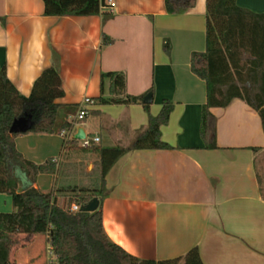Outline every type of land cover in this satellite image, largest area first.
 Masks as SVG:
<instances>
[{"label":"crops","instance_id":"1","mask_svg":"<svg viewBox=\"0 0 264 264\" xmlns=\"http://www.w3.org/2000/svg\"><path fill=\"white\" fill-rule=\"evenodd\" d=\"M114 2L111 17L45 16L42 0H0V69L22 95L55 64L64 94L56 102L58 122L71 123L69 137L99 140L100 147H129L147 125L141 104H101L100 75H125L124 94L141 95L150 88L149 113L158 114L163 99L173 104L161 139L170 148L124 152L105 176L102 226L108 238L140 259L183 256L196 246L203 264H264V134L258 113L242 99L212 107L216 148L200 136L205 81L190 70L193 51L205 50L206 0H195L182 13L166 12L164 0ZM252 12L264 13V0H236ZM103 35L111 39L103 44ZM168 40L170 49L163 47ZM105 80L102 95L111 96ZM95 104L72 124L79 103ZM72 106L68 109L67 106ZM83 136L82 138H79ZM55 133L14 137L27 160H73ZM256 148L257 150H253ZM88 162L93 167L95 155ZM82 160V159H75ZM54 176L41 173L33 184L48 192ZM22 190V182L19 184ZM11 195L0 193V212L13 211ZM9 264H47L46 234L25 236Z\"/></svg>","mask_w":264,"mask_h":264},{"label":"trees","instance_id":"2","mask_svg":"<svg viewBox=\"0 0 264 264\" xmlns=\"http://www.w3.org/2000/svg\"><path fill=\"white\" fill-rule=\"evenodd\" d=\"M45 16H86L102 14L111 17L103 0H42ZM195 0H164L171 14L192 8ZM103 44L111 39L103 35ZM170 49L169 41L163 44ZM247 54V55H246ZM243 55L247 57L243 58ZM190 70L206 84V102L201 110L200 136L205 146L216 148L215 117L212 107H225L233 98L242 99L255 110L264 134V13H255L236 0H206L205 50L190 55ZM105 80L111 81V96H103ZM101 104H141L148 120L129 147H83L78 140H63L65 150L75 155H95L93 167L86 171L82 160L48 158L43 163L25 159L15 148L14 137L25 133H55L71 128L67 121L58 122L56 99L64 91L55 64L45 68L35 79L29 95L20 94L0 69V193L11 195L14 210L0 212V264H9L11 251L22 245L25 236L46 234L56 264H203L196 246L183 256L154 260L140 259L112 242L102 226V200L106 194L105 176L114 162L126 151L166 149L161 139V126L168 122L173 104L163 99L156 115L149 113V103L141 95L124 94L125 75L109 71L100 75ZM71 109L72 106H67ZM30 116V126L23 132H10L14 119ZM257 150L256 148H252ZM75 158H78L74 156ZM41 173L54 176L48 192L33 184ZM83 179L86 184H83ZM22 182V190L19 184ZM98 198L93 212L71 211Z\"/></svg>","mask_w":264,"mask_h":264},{"label":"built area","instance_id":"3","mask_svg":"<svg viewBox=\"0 0 264 264\" xmlns=\"http://www.w3.org/2000/svg\"><path fill=\"white\" fill-rule=\"evenodd\" d=\"M114 5H115L114 2L109 1L108 5H104V8L106 10L112 11ZM94 104H95V101L93 98L88 97V96L84 97L78 105V108H77V111L74 115V120H73L72 124L77 123L78 121H81L82 119H84L85 116L88 114L90 106H92ZM70 130H71V128H69L68 130H61L59 133L63 136V139H66L67 137H69ZM98 140H99L98 137H93L92 139L84 137L83 139H79L80 145L83 147H87L92 143H96V142H98ZM79 209H80V207L78 205H76L75 203L70 205L71 211H78ZM46 255H47V258H46L47 264H56V257L52 253L50 244H49V247L46 251Z\"/></svg>","mask_w":264,"mask_h":264},{"label":"water","instance_id":"4","mask_svg":"<svg viewBox=\"0 0 264 264\" xmlns=\"http://www.w3.org/2000/svg\"><path fill=\"white\" fill-rule=\"evenodd\" d=\"M150 102H151V93H147L143 97V103H150ZM29 126H30V116L29 115L21 116L13 120L10 127V132H23L26 131L29 128ZM82 137L83 136H80L79 138ZM98 203H99L98 198L94 197L86 204L80 206L79 210L83 212H93L97 209Z\"/></svg>","mask_w":264,"mask_h":264},{"label":"rangeland","instance_id":"5","mask_svg":"<svg viewBox=\"0 0 264 264\" xmlns=\"http://www.w3.org/2000/svg\"><path fill=\"white\" fill-rule=\"evenodd\" d=\"M247 55V54H246ZM246 55H243V58H245V57H247ZM93 106V105H92ZM92 106H90V107H92ZM76 157H78L77 159H82V161H83V164H84V167H85V170L86 171H89V170H87L88 169V165H87V163L88 162H92L93 161V157H90V156H88V157H86V156H84V158H82L81 156H78V155H75ZM76 158H74L73 160H75ZM76 161V160H75ZM83 184H86V180L85 179H83ZM47 263V262H46Z\"/></svg>","mask_w":264,"mask_h":264}]
</instances>
